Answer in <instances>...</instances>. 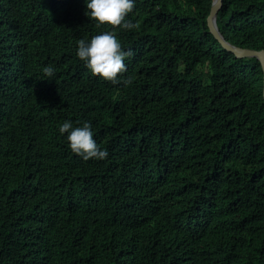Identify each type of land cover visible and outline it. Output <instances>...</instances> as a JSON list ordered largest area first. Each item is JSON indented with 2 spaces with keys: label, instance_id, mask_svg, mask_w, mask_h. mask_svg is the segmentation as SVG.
<instances>
[{
  "label": "trees",
  "instance_id": "16d2710c",
  "mask_svg": "<svg viewBox=\"0 0 264 264\" xmlns=\"http://www.w3.org/2000/svg\"><path fill=\"white\" fill-rule=\"evenodd\" d=\"M210 5L135 0L127 18L136 27L124 30L91 20L84 0H0V108L40 121L37 132L19 130L33 143L23 158L0 131V264H264L262 68L220 47L206 23ZM216 24L230 44L264 49V0H222ZM113 29L132 53L117 83L88 76L75 48L80 35ZM16 36L23 65L7 53ZM50 55L52 76L43 72ZM64 120L89 122L107 157L70 154ZM134 126L147 129V142L179 144L157 190L114 199L104 165L117 181L134 176L111 163L103 141ZM118 214L123 230L113 226Z\"/></svg>",
  "mask_w": 264,
  "mask_h": 264
},
{
  "label": "clouds",
  "instance_id": "9594fccd",
  "mask_svg": "<svg viewBox=\"0 0 264 264\" xmlns=\"http://www.w3.org/2000/svg\"><path fill=\"white\" fill-rule=\"evenodd\" d=\"M30 1L17 0V3L27 4ZM84 3L86 6L85 14L98 25L119 26L124 30H131L136 27V24L127 18L128 14L133 11L135 0H84ZM212 3L213 0H211V5ZM15 27L14 25H9L6 36L13 32ZM219 34L223 37L220 32ZM80 36L83 37L75 45L76 56L88 69L86 74L90 76V70L94 76H98L102 80L117 83L120 79V74L126 72L128 68L124 62L132 54L131 50H128V46L125 47V44H122V40L119 39L114 29L101 31L96 35ZM223 39L225 40L224 37ZM226 42L229 43L228 41ZM6 43L9 57L14 62L23 65L25 54L22 51L21 36L8 38ZM220 47L226 51L221 45ZM54 58L55 55H50L47 63L48 66H45L43 69V72L48 76L54 74V68L51 66ZM124 83H130V80H125ZM39 125L40 121L34 113H29L19 119H13L7 115L3 107L0 108L1 134L7 138V147L20 158L28 154L33 143L27 140L19 130L27 129L30 132H37ZM58 132L61 135L67 134L65 138L68 142L69 153H74L83 160L90 158L103 160L108 155L107 150L98 144L97 139H94L91 125L87 121H84L80 126H74L72 121L64 120L59 125ZM146 135V128L140 129L134 126L130 129H124L125 139L116 136L112 140L104 139L103 143L107 141L111 145L110 156L112 153L116 154L114 158L109 157L111 163L115 166L129 165L134 176V182L132 183L117 181L114 178L115 170L113 166L110 164L104 165V170H107L109 166L110 192L114 199L119 197L122 200L126 196L131 199L139 198L144 186L152 184L155 190L161 186V181L165 176L164 171L168 158L179 142L167 138L164 135H160L157 140L147 142L145 139ZM4 142L6 141L4 140ZM63 163L65 164L64 161ZM108 186L107 179L105 178L99 179L95 184V193L90 196L94 198L92 204L95 207L97 206V201L103 198L104 193L107 192ZM100 187L102 191H100ZM137 208L138 200L129 206V216H133L136 219L138 215ZM113 226L116 230L126 228L120 220V214L113 219Z\"/></svg>",
  "mask_w": 264,
  "mask_h": 264
},
{
  "label": "water",
  "instance_id": "95a60500",
  "mask_svg": "<svg viewBox=\"0 0 264 264\" xmlns=\"http://www.w3.org/2000/svg\"><path fill=\"white\" fill-rule=\"evenodd\" d=\"M222 0H213L211 5L209 15L207 17V26L209 33L218 41V43L228 52L233 54L236 58H256L261 65L263 73V83H262V98L264 100V50H252L246 48H239L232 46L227 43L223 37L219 34L216 27V14L221 8Z\"/></svg>",
  "mask_w": 264,
  "mask_h": 264
}]
</instances>
